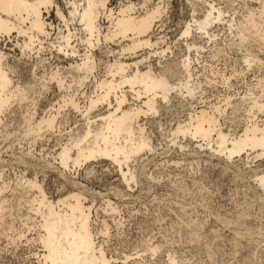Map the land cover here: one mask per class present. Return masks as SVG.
Here are the masks:
<instances>
[{
    "label": "rangeland",
    "instance_id": "374dc122",
    "mask_svg": "<svg viewBox=\"0 0 264 264\" xmlns=\"http://www.w3.org/2000/svg\"><path fill=\"white\" fill-rule=\"evenodd\" d=\"M56 1L67 15V3L71 0ZM128 2L135 4L138 13L156 4L166 7L163 23H157L154 28V37L162 38L163 42L155 48L137 53L147 58L151 56L150 53L157 54L151 56V61L159 71L165 70L162 68L166 64L173 65L188 55L179 47L186 43V39L181 38V31L185 24L192 22L193 15L196 19L202 18L201 15L210 5H215L225 14L222 22L214 23L209 28L211 38H201V35L187 38L188 42L197 44V49L203 48L193 49L189 55L194 77L199 78L201 83V91L194 98L193 107L216 105L229 93H243L255 82L254 77L260 73L255 68L248 71L245 78L230 76L232 70L238 71L245 66L239 62L242 52H236L237 49L232 47L234 28L229 26L235 14V17H243L247 8L258 7L256 2L109 0L108 7L116 10ZM144 4L145 7L141 8ZM194 8L197 10L195 14ZM43 15L52 27L49 28L50 36L41 39V52H37L39 43H36L34 50L24 51L20 45L26 38L18 37L15 33L0 38V50L7 54L6 62L12 67L13 80L23 86L28 83L34 85L29 93L30 99L22 105L13 104L3 117L0 128V169H3V180L9 184L3 195L9 202L15 204L16 197L21 195L19 184L23 179H35L42 183L47 197L54 201L72 189L69 180L77 183L86 198L85 205L92 206L93 227L100 229L104 222L109 227L107 234L98 235L96 240L102 242L107 257L116 260L112 264H169L170 254L179 264H264V188L259 187L255 179L257 172L264 171V157L257 158L256 153L243 154L228 164L219 161L214 149L207 147L206 143L190 137L175 138L173 130L187 119L189 113V107L175 95L169 104L162 105L159 116L142 118L140 121L151 139L153 151L142 153L134 163H130L132 172L139 180L132 183L131 188L123 183L119 167L108 160L91 161L80 168H60L56 158L67 136L88 123L71 108L62 112V117L56 122L58 127L55 125L54 130L27 134L24 116L32 111H36L35 117L53 112L62 97L53 83H50L48 91L41 89L33 77L34 73L37 77L48 75L55 69L64 73L63 69L68 67L71 60H79L78 57L68 58L58 51L56 38L65 27L55 11L50 10ZM70 27L74 32L76 28ZM73 44L79 55L87 51L85 44L79 40ZM110 47L115 52L119 50L114 44ZM167 48L170 50L167 51ZM219 48L222 54L217 55ZM163 51L166 53L161 55ZM107 52L104 45L94 51L96 59L102 61L98 62L99 77L104 76L103 64L114 59L109 58ZM260 57L264 60V54H260ZM218 71L225 73V77L230 76L229 86L216 75ZM67 80L71 81L69 78ZM82 91L90 94L91 84ZM79 98L83 106L84 99ZM33 105L36 109H33ZM104 111V107L95 110L91 122L98 120ZM221 123L223 126L226 124L225 129L232 128L234 124L229 120ZM43 164H53L54 169L42 170L40 165ZM58 167L64 177L57 170ZM107 201L118 209L116 213L108 208ZM13 209V226L17 230L24 229V237L27 238H20L18 231L0 232V264H39L36 254H40L42 248L33 240L36 231L21 226L20 217L27 210L23 209L21 213L16 207ZM31 226L28 225L29 228ZM153 245L161 247L155 255L146 252ZM126 257L130 258L127 262Z\"/></svg>",
    "mask_w": 264,
    "mask_h": 264
},
{
    "label": "bare ground",
    "instance_id": "6f19581e",
    "mask_svg": "<svg viewBox=\"0 0 264 264\" xmlns=\"http://www.w3.org/2000/svg\"><path fill=\"white\" fill-rule=\"evenodd\" d=\"M108 1H68L67 16L56 0H0V38L10 37L15 33L18 37L26 38L20 45L24 51L34 50L39 45L37 52H41V39L50 36L49 28L52 27L43 14L54 10L65 27L56 38L58 51L68 58H79L70 59L72 63L63 69L64 73L60 69L39 77L34 73L33 77L39 82L41 89L48 91L50 83L55 85L59 93H62L61 102L56 109L53 107V112L42 117H35L36 111L24 116L27 134L54 130L66 108H71L88 120L86 126L70 133L66 143L61 146L56 158L60 168L68 170L71 167L80 168L91 161L108 160L119 167L123 183L131 188L132 183H138L139 180L132 172L130 163H134L142 153L153 151L151 139L140 121L142 118L159 116L162 105L169 104L174 99L173 95L182 99L184 105L189 107L187 119L173 130L175 138L190 137L206 143L207 147L214 149L219 161L223 160L228 164L243 154L248 156L256 153L257 158H263L264 60L260 54H264V0H251L258 7L247 8L243 17H235V14L229 26L234 28L231 34L232 47L237 49L236 52H242L239 62L246 68L232 70L230 76L245 78L247 72L255 68L260 72L254 77L255 82L243 93H229L218 104L200 108L193 107L192 103L201 91V83L199 78L194 77L189 55L191 50L203 48L197 49V44L188 42L187 38H195L197 35H201V38L210 37L209 28L214 23L223 21L225 14L221 9L210 5L201 15L202 18L196 19L193 15L192 22L185 24L181 31V38L186 39V43L179 49L188 55L175 61L173 65L166 64L162 68L165 70L159 71L151 61V56L157 54L150 53L151 56L147 58L138 55V52L155 48L163 42L162 38L154 37V28L157 23H163L166 7L156 4L151 8H144V4L141 7L144 11L138 13L135 4L131 2L113 10L108 7ZM193 12L197 13L196 8ZM70 26L76 28L74 32ZM75 40L85 44V54L79 55L73 44ZM36 43L39 44L36 46ZM111 44L119 50L115 52L110 47ZM103 45L108 51L107 56L114 59L102 63L104 76L99 77L98 62L102 61L96 59L94 51ZM168 50L170 49L167 48ZM221 51L220 48L218 52L216 50L217 55L222 54ZM165 53L163 51L161 55ZM6 60L7 54L0 50V128L3 117L12 105L27 102L34 86L30 83L24 86L16 83L11 76L12 67ZM224 74L220 71L216 73L228 85L230 76L225 77ZM89 84L92 86L90 94L82 91L89 88ZM227 85L225 86L228 87ZM79 97L84 99L83 106ZM99 107H104V113L99 115L98 120L91 122L92 113ZM33 109H36L34 105ZM225 120L232 121L234 128L225 129L226 124L223 126L221 123ZM52 165L43 164L40 168L54 169ZM57 170L64 177L59 167ZM4 178L3 169H0V232L6 234L18 231L20 238L26 236L24 229L14 228L12 213L13 207L21 213L26 209L27 213L20 217L21 226L36 231L37 235L33 240L42 248L41 253L36 254L39 264H112L116 261L107 257L102 242L98 243V239L96 240L98 235L105 236L109 227L105 222L100 229L93 227L92 206L85 205L86 198L77 183L69 180L72 189L54 201L47 197L42 183L35 179H23L19 184L21 195L12 204L3 195L9 188L8 181L5 182ZM255 179L259 187L264 188V171L257 172ZM107 206L112 213L118 210L110 201H107ZM29 224L32 225L31 228L28 227ZM153 246L146 252L157 254L161 247ZM168 256L169 264H179L172 254ZM129 259L126 257V262Z\"/></svg>",
    "mask_w": 264,
    "mask_h": 264
}]
</instances>
